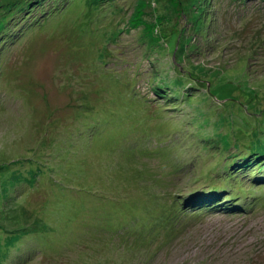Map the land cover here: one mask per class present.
<instances>
[{
	"label": "rangeland",
	"instance_id": "374dc122",
	"mask_svg": "<svg viewBox=\"0 0 264 264\" xmlns=\"http://www.w3.org/2000/svg\"><path fill=\"white\" fill-rule=\"evenodd\" d=\"M263 147L264 0H0V264H264Z\"/></svg>",
	"mask_w": 264,
	"mask_h": 264
},
{
	"label": "trees",
	"instance_id": "16d2710c",
	"mask_svg": "<svg viewBox=\"0 0 264 264\" xmlns=\"http://www.w3.org/2000/svg\"><path fill=\"white\" fill-rule=\"evenodd\" d=\"M175 5H177V3H175ZM145 3L142 4L140 10H142L143 8H145ZM141 15L142 13L139 12L138 15H136V18H135V23H136V27H143V30L145 31V33H147L148 35L152 36H159L160 35V27H161V22L164 21V19L166 20H170V18L168 16L165 17V14H157L156 16V20L155 22H146V21H141ZM251 154L250 155H246L244 156V158H240L242 159L243 162H239L237 165L241 166L243 163L245 164L246 167H250L253 165H255V167L257 166L258 169L256 168H252L251 171L253 173H255V171H258L257 175L255 176H250L248 179H252L253 181H256V182H262L264 183V147L259 149L258 151H253L250 152ZM251 156H254L252 161H248V158H250ZM238 155L237 154H234V155H230V159L231 158H234L232 161H231V164H234L236 162L235 159H237ZM256 160V161H255ZM246 161V162H245ZM227 169V167H226ZM229 169V167H228ZM254 175V174H253ZM215 190H218L215 188ZM204 198H201L200 200L196 199V201H190L188 203V200H186L184 203L182 202V205L183 207H189L191 208V210L193 212H196V211H199L201 209H212L213 210H217L219 207L222 208L221 205L217 204V201L215 200V196L214 198H212V196L210 198L207 199V197H209L207 193L204 192L203 194ZM210 199V200H209ZM213 199V200H211ZM225 200H233L231 201L232 203L236 204V202H234V197L232 196V194H227L224 198ZM216 204L218 206H216ZM220 208V209H221ZM224 209V208H223Z\"/></svg>",
	"mask_w": 264,
	"mask_h": 264
}]
</instances>
